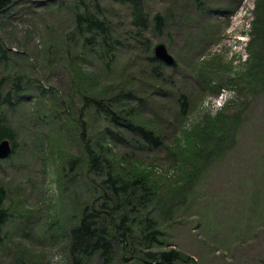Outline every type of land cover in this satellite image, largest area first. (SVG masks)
Segmentation results:
<instances>
[{"label": "rangeland", "instance_id": "obj_1", "mask_svg": "<svg viewBox=\"0 0 264 264\" xmlns=\"http://www.w3.org/2000/svg\"><path fill=\"white\" fill-rule=\"evenodd\" d=\"M171 1L149 4L151 21L145 33L152 47L165 44L175 60L176 67L168 71L171 78L163 82V89L153 86L157 85L155 78L142 74V62L131 55L127 42L118 45L119 64L107 69L95 51L86 56L78 53L71 35L74 16L67 0H14L2 17L0 41L9 55L2 72L8 88L18 82L25 97L7 116L15 141L10 142L13 153L0 163V184L8 192L5 208L11 214L1 234L0 264H70L69 233L78 223L81 208L95 199L97 208L103 203L105 177L87 170L79 128L72 120L67 123L78 116L83 95L89 94L87 84L77 79L81 70L83 77L96 78L84 81L95 84L89 87L97 91L107 86L117 89L126 78L134 80L148 100L142 109L143 122L156 126L164 139L159 149L141 139L108 146L125 157L122 173L143 169L161 191L149 207L164 246L152 250L179 251L185 258L177 264H264V92L246 97L238 87H225L219 91L225 94L219 106L215 99L221 93H203V74L196 75L199 62L207 67L212 64L211 81L235 77L246 69L259 0H243L231 17L223 11L213 12L230 0H204L206 19L213 22H204L196 14L193 36L172 30L171 37L160 36L154 31L152 16L159 10H174ZM179 2L189 11L194 9L192 0ZM115 14V28L124 41H130L128 13ZM168 17L171 23V15ZM209 39L214 41L196 60L193 44ZM40 87L47 91L44 96ZM132 87L130 84L128 89ZM179 93L189 99L186 118L178 115ZM221 112L239 119L232 127L233 140L219 156L204 160L202 171L189 180L186 174L193 168L183 163V157L193 159L197 153L194 143L198 144L191 136L207 131L208 121ZM95 113L89 106L82 117L95 141L106 127L119 132ZM77 158H82L80 164L75 163ZM187 185L184 192H176ZM138 210L144 214L143 208ZM123 248L115 242L112 264H143L141 248L133 246L126 253ZM89 264H101L99 256Z\"/></svg>", "mask_w": 264, "mask_h": 264}, {"label": "trees", "instance_id": "obj_2", "mask_svg": "<svg viewBox=\"0 0 264 264\" xmlns=\"http://www.w3.org/2000/svg\"><path fill=\"white\" fill-rule=\"evenodd\" d=\"M154 1L67 0V6L70 4V10L74 16V29L71 35L77 43L78 53L86 56L92 50L95 51L99 55L102 65L107 69L112 65L119 64L117 62L118 45L127 42L131 55L133 54L135 59L142 62L143 69L141 68V70L144 71L142 74L155 78L153 80L157 85L153 86L163 89V82L170 81L171 78L168 71L170 69L174 71L176 66L169 67L156 59L155 47L149 44V39L145 34L151 21V11H149L148 6ZM192 1L194 9L191 11L187 5L184 6L179 0H172L170 8L174 7V10L168 12L159 10L155 13L152 16L155 33L160 36L165 34L171 37L172 30L193 36L195 34L193 33V24L196 14L203 16L204 22H213L211 19H206L209 15L204 13L206 11L203 6L204 0ZM242 1L230 0L226 6H221L213 12L223 11L221 13L231 17ZM13 3L14 0H0V21ZM118 11L128 13L129 25L132 28V31H129L130 41H124L120 29L114 26L113 19ZM168 14L171 15V23ZM256 16L257 19L252 23L254 37L253 41L249 43L250 59L245 64L246 69L238 72L235 77L225 79L220 77L219 81H211L212 64L209 68L205 62H199L196 65V75L202 76L203 74L204 86H201L203 93L218 95L222 88L226 89L225 87L230 88L231 86L238 87L239 91L245 93L246 97L255 95L259 90L264 92V0H259ZM172 23L173 26H171ZM213 41V39L199 40L193 44L192 48L196 60H199V57L204 54V51ZM8 58L9 55L0 41V144L4 140H9L14 144L15 130L7 116L8 112L14 108L15 103H18L20 98L25 97L24 87L18 82L13 86V89L8 88L7 76L3 75L2 72V67ZM80 74L84 75L82 70ZM82 75H77V79L87 84L89 94L83 95V104L78 110V116L68 119L67 123L69 125L72 120V123L78 126V140L84 146L85 167L97 175L100 172L101 175L103 174L105 177L103 184H106V189L102 187L103 203L99 208L96 207V199L92 205L81 208L78 223L69 233V263L89 264L95 256H99L101 264H112L115 258L116 241L122 243L125 253L129 252L133 246L141 248L144 255L141 260L143 264H177L183 261L185 256L179 251L152 250L164 246L158 221L154 218L153 211L149 207V203L156 199V196L161 195L160 189L152 183L143 169L134 170L131 174L129 172L122 173L120 171L121 166L127 164L125 157L113 153L108 147L111 144L117 145L118 143L123 144V142L127 145L130 141L137 139H141L157 149L164 146V139L156 126L152 127L143 122L142 109L147 107L148 100L144 97L145 95L139 93L140 90L135 86L134 80H130V78H126L117 84V89L107 86L106 90L97 91L89 87V85L95 84H88L84 81L86 79L95 81L96 78L92 76L83 77ZM158 80H161L160 83H157ZM130 84L133 87L128 89ZM41 93L43 94L41 96H44L47 91L42 88ZM176 100L178 115L186 118L190 108L189 99L184 93H179ZM241 105L243 106V104ZM89 106L96 110L97 119L99 116L104 118L119 132L106 127L103 129L102 136L95 141L88 133V121L82 119L84 110H87ZM208 124L207 131H201L197 136H191V140H198V144L193 142L195 149H197V153L192 155L193 159H188L186 154L183 157V163L185 162L186 165L193 168L190 172L183 170L187 172L186 175L189 180L199 175L204 160L219 156L223 149L229 147L233 140L232 127L239 124V119L228 117L226 113L221 112L217 119L209 120ZM133 137L134 139H132ZM81 160L82 158H77L75 163L80 164ZM187 187L188 185L184 189L180 186L176 192H184ZM7 196L6 188L0 184V239L2 230L11 217L5 208ZM122 196L124 197L123 200ZM113 198L117 201L115 202ZM138 207L144 209V214L138 213ZM125 208L130 209L129 214L125 212ZM135 228L138 230L137 234H135Z\"/></svg>", "mask_w": 264, "mask_h": 264}, {"label": "water", "instance_id": "obj_3", "mask_svg": "<svg viewBox=\"0 0 264 264\" xmlns=\"http://www.w3.org/2000/svg\"><path fill=\"white\" fill-rule=\"evenodd\" d=\"M156 59L162 61L167 66H173L175 60L171 54H169L164 44H159L155 47ZM12 154L11 143L9 140H4L0 144V161L7 159Z\"/></svg>", "mask_w": 264, "mask_h": 264}, {"label": "built area", "instance_id": "obj_4", "mask_svg": "<svg viewBox=\"0 0 264 264\" xmlns=\"http://www.w3.org/2000/svg\"><path fill=\"white\" fill-rule=\"evenodd\" d=\"M225 97V94L224 93H221L218 97H216V103L219 105V106H222L221 105V101L222 99Z\"/></svg>", "mask_w": 264, "mask_h": 264}]
</instances>
